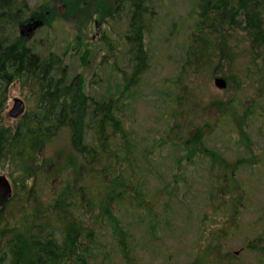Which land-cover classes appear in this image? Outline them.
I'll list each match as a JSON object with an SVG mask.
<instances>
[{
	"label": "rangeland",
	"instance_id": "374dc122",
	"mask_svg": "<svg viewBox=\"0 0 264 264\" xmlns=\"http://www.w3.org/2000/svg\"><path fill=\"white\" fill-rule=\"evenodd\" d=\"M117 1L88 0L84 4L83 0H28L27 17L41 12L44 24L31 38L23 33L22 40L42 55L55 52L64 56L71 72L69 81L77 73L84 80L85 94L107 99L103 102L112 109L108 114L117 118L122 133L108 122L107 144L94 143L96 159L85 164L83 170L82 158L76 157L72 147L69 128H61L40 154V167L31 185L33 199L16 195L8 208L15 209L20 202V209H26L13 211L16 221L21 222L32 211L29 215L36 223L46 224L41 233L54 234L55 239L59 233H67V219L78 222L81 214L87 232L91 233L89 243L81 246L73 240L63 242L68 251L60 260L64 264H213L199 259L208 247L207 253H217L222 264H264V258L248 247L257 237L264 236V57L261 49L256 51L252 47L256 37H251L253 30H247L242 19L243 13L250 10L238 6L239 12L232 13L237 19L227 20L225 31L214 35L210 49L215 55L207 57L208 66L201 64L198 72H192L190 63H199L201 57L189 56L185 51L191 45L189 36L196 25L193 13L198 11L199 3L147 0L151 6L145 12L151 24L144 44L149 67L138 82L131 85L128 79L124 88L123 75L132 72L125 34L133 7L130 4L126 8V0ZM248 1L254 14L261 12L260 0ZM203 6L200 3V11ZM204 25L207 23L201 21ZM108 45H112L110 52L106 50ZM80 46L84 49L79 50ZM216 76L227 79L226 88L215 85ZM171 80L173 87L169 86ZM27 94V88L15 80L8 89L6 110L14 97L23 98L27 108L31 106ZM217 100L233 104L229 119L212 105ZM5 122L16 123L9 117ZM96 133L99 140V131ZM185 135L202 140L195 149L189 147L193 153L180 144ZM83 143L92 145L88 139H83ZM111 146L116 147L115 155L108 154ZM125 154L133 159L130 165L134 161L133 167L139 165L137 173L132 167V183L139 180L141 184L138 176L145 168L137 158H161L160 167L165 173L177 172V163L184 167L185 177L177 190L173 192L176 184L164 187L165 198L170 197V192L173 195L168 209L132 207V193L130 200L127 193L122 199L104 196L111 192L105 180L115 182L113 176L123 170L125 178L131 173L127 159L116 160L126 157ZM220 159L223 161L215 162ZM222 165L227 176L220 174ZM154 174L156 170L149 176L150 195L145 197L150 200L156 199L155 191L165 185ZM170 183L174 184L172 179ZM79 184L81 202L67 204L73 198L68 192ZM86 199L102 202L92 206ZM5 212L11 218V212ZM102 214L106 216L104 221L99 219ZM206 231L213 238L209 240ZM76 233L72 230L69 234L75 238ZM128 252L134 258L131 262Z\"/></svg>",
	"mask_w": 264,
	"mask_h": 264
},
{
	"label": "trees",
	"instance_id": "16d2710c",
	"mask_svg": "<svg viewBox=\"0 0 264 264\" xmlns=\"http://www.w3.org/2000/svg\"><path fill=\"white\" fill-rule=\"evenodd\" d=\"M119 1L125 0L117 2ZM126 1L128 2L126 8L130 4L133 7L128 32L125 34L132 72L129 75L127 72L123 75L125 76L124 88H127L128 79L131 85L136 80L138 82L149 67L144 35L149 32V24H151V21L146 18L145 11H149L148 6H151L147 0ZM196 2L199 3L198 11L193 13V22L195 21L196 25L189 36L191 45L185 52L189 56L201 57V60L199 63H190L192 72H198L199 65H206L209 55L214 57L215 54H211L212 49H210L214 35L225 31L227 20L237 19V15L232 13L239 12L241 8L238 6L241 5L250 10L246 14L243 13L242 19L246 23L247 30H253L251 37L253 36L254 40L256 37V43L252 47L256 51L261 49L262 58L264 57V0L259 1L263 4L260 7L262 13L257 14L252 12L251 3L248 0H196ZM83 3L87 4L88 0H83ZM200 3L205 4L201 11ZM29 10L28 0H0V172L5 170L13 184V195L0 210V264H64L65 261H60L64 254L68 253L64 243L73 240L79 244L76 237L78 232L75 238L69 234L75 228L69 226L66 229L67 233H59L58 238L55 239L54 234L41 233L46 224L36 223V220L29 215L32 211L27 213L28 215H25L21 222L16 221L13 211L26 209L24 207L20 209V202L17 206L15 205V209L8 208L7 205L16 195L21 198L26 196L27 200L33 199L34 188L31 185L34 184L40 167V154L44 151L47 142L52 140L61 128H69L74 145L72 147L77 152L76 157L82 158L80 165L83 166V170L85 164L96 159L93 151L96 147L94 143L98 145L108 142H105L107 133L105 125L112 122L118 128V132L121 130L122 133V129L118 127L117 118L108 114L112 109H110V104L103 102L107 99L85 94L84 80L77 73L69 81L71 72L64 56L55 52L42 55L22 40L18 26L27 21ZM98 17L103 18L101 15ZM201 21H205L207 25L201 26ZM250 21L252 24H249ZM111 47L112 45L106 46V50L110 52ZM83 49L80 46L79 50ZM256 51L255 53L258 54ZM218 59L223 60L222 57ZM15 80L27 88V99L32 105L14 119L15 124H8L5 122V119L9 117L6 110L8 89ZM173 82L174 80H171L169 86L173 87ZM118 87L120 88V85ZM110 97L109 100H112L113 96ZM212 105L217 111L224 113L227 119H229L228 115L233 113L231 109L233 104L229 101L217 100L213 101ZM194 128L199 129L197 126ZM96 129L99 131V140ZM198 138L189 139L185 135L182 142L201 143L202 140ZM83 139L91 140V147L83 143ZM185 146L188 148L187 145ZM115 150L116 147L111 146L108 154L115 155ZM188 150L191 151L189 148ZM101 153H103L102 148ZM125 156L122 159L116 158V160L123 162V159H127L128 166H130L131 157L129 154ZM79 171L81 172V169ZM125 174L124 170L121 174H115L112 178L115 182L105 180L104 183L108 184L111 191L106 192L105 197L116 195L122 199L126 196L128 177L125 178ZM75 192L77 191L69 193L74 194ZM4 211L11 212V218H8ZM106 212L112 215L110 211ZM4 216L6 217L3 219ZM105 218L104 214L99 216L101 221ZM254 242V244L250 243V248L253 250L263 248L264 236L258 237ZM72 254L77 253L73 251ZM206 255V253H201L200 261L202 259L206 261Z\"/></svg>",
	"mask_w": 264,
	"mask_h": 264
},
{
	"label": "flooded vegetation",
	"instance_id": "af4514ba",
	"mask_svg": "<svg viewBox=\"0 0 264 264\" xmlns=\"http://www.w3.org/2000/svg\"><path fill=\"white\" fill-rule=\"evenodd\" d=\"M41 12H37V14L38 15H41L40 14ZM180 112V111H179ZM197 112V110H195L194 111V114ZM190 114V113H189ZM191 122H193V121H191ZM208 137V136H207ZM207 137H205V138H207ZM188 138H189V136H188ZM204 137H203V140L205 139ZM196 143L198 144V145H196ZM193 142V141H185V142H181L180 144H181V146H182V148H187L185 145H187L188 146V148L190 147V148H194L195 149V146L197 147V146H200L201 145V143L200 142ZM189 148V149H190ZM191 152V151H190ZM194 152V151H193ZM192 152V153H193ZM131 160H133L132 158H131ZM136 161H138V164H141V162H143V165H145V168H144V172H143V169H142V174L140 175V176H138V178H140V181H141V184H140V182H139V180H134V183H132L131 181H132V167L133 166H131L130 165V162H129V165L130 166H128V169H129V171L131 172L130 174H128V187H130V189H128V191H126V193L128 194V200H130L131 198L129 197V193H132V195L134 196V199H135V201H130V203L132 204L131 206L132 207H136V205L137 206H141V210H145V209H148V208H151V209H153V208H156V210L158 211V210H162V209H168L169 208V205H170V203H171V199H172V197H173V195L171 194L172 192H170L168 195H170V197L168 196L167 198H165V195L167 194L166 193V190L164 189V187L166 186V188H169V187H173V185H175L176 184V187L174 188V190H173V192L174 191H176L177 190V188H178V184L184 179V174H185V170H184V167H180L179 166V163H177L176 165H177V168L176 169H178V171L177 172H175V173H173V172H167V173H165V172H163L164 171V169L163 168H161L160 167V165L162 164V159L161 158H159V159H157V158H149V157H147V156H145L144 158L142 157V158H137L136 159ZM141 161V162H140ZM220 161H223V159H220L219 161H215V162H217V163H219ZM243 161H239L238 163L239 164H241ZM133 165H136V163H135V161L133 162ZM155 165H157L158 167H154ZM137 168H139V165L138 166H136ZM136 167H133V170H134V172L135 173H137V168ZM153 168V171L154 170H156L157 171V174H158V176H159V178H160V180L165 184V185H163L162 186V189H160V190H157V191H155V193H154V198H156V199H154V200H150L149 198H145V197H147L148 195H150V193H149V186H148V181H149V176H150V174L153 172V171H150V169H152ZM221 168L223 169V170H220V174H221V176H227L228 175V172L225 170L226 169V167H224L223 165L221 166ZM189 170V169H188ZM157 174H154V177L156 176L157 177ZM215 176H218L219 174H214ZM170 179H172L173 180V182H174V184L173 183H170ZM187 179V181H189V179L188 178H186ZM77 192H75L74 194H72V195H74V197L75 198H71V200H69V201H66L67 203H69L70 201H72V202H77V203H79V202H81L80 200H79V196H78V185H77V188L75 189ZM126 190V189H125ZM70 191H74L73 189H71ZM223 191V190H222ZM226 191V190H225ZM62 195H63V191H62V193H61ZM70 193L68 192V195H69ZM225 194H227V191L225 192ZM127 197V196H126ZM224 197V196H223ZM83 198V197H82ZM78 199V200H77ZM143 199L145 200V202H143ZM77 200V201H76ZM86 201L90 204V205H99L101 202H102V199H101V201H92V200H88V199H86ZM150 201H151V203H150ZM150 203V204H149ZM149 204V205H148ZM110 215V214H109ZM77 219H78V222H73V221H67V223H66V226H67V229H68V227L69 226H71L72 228H75L74 230H77V232H78V234H77V239H78V242H79V244H81V246H83L84 244H86V243H89L88 241H87V238H88V236H90V232H87V227L84 225V222H83V220L81 219V214H80V218H78L77 217ZM160 222V219L159 220H157L156 221V223L158 224ZM72 224V225H71ZM205 234L207 235V237H209V240L211 239V238H213L212 237V233L211 232H208V231H206L205 232ZM214 236H215V234H214ZM85 237V238H84ZM260 237V236H259ZM81 238H84V239H81ZM258 238V237H257ZM256 238V239H257ZM255 239V240H256ZM96 240L97 239H95V237H94V240H93V242L95 243L96 242ZM225 242V241H224ZM225 243H227V242H225ZM225 246V245H224ZM222 247H223V244H222ZM249 247V246H248ZM210 247H208V248H206L205 249V253L207 254L206 255V261H212V263L213 264H222V261H223V259H221V258H218V254L217 253H214V254H212L213 252H210V253H207V250L209 249ZM250 248V247H249ZM214 251H217V249L216 248H212ZM236 254L238 253V250H235L234 251ZM229 253H228V251H226V255H228ZM256 254H258V256L261 258H264V245H263V248H258V252L256 253ZM219 255L221 256V253H219ZM230 255V254H229ZM222 257V256H221ZM224 258V257H223ZM193 260H194V258H193ZM262 260V259H261ZM215 261H217V262H220V263H214ZM263 263H264V261H263ZM173 264H180V262H177V261H174L173 262Z\"/></svg>",
	"mask_w": 264,
	"mask_h": 264
},
{
	"label": "water",
	"instance_id": "95a60500",
	"mask_svg": "<svg viewBox=\"0 0 264 264\" xmlns=\"http://www.w3.org/2000/svg\"><path fill=\"white\" fill-rule=\"evenodd\" d=\"M32 22H28L25 25L21 24V33L26 32L30 37L32 33L42 25L43 21L40 19H33L30 17ZM214 83L219 88H224L226 86V80L217 76L214 79ZM25 110V102L21 97H14L13 104L8 110V115L12 118H17L20 116ZM12 196V183L9 180L8 176L4 173H0V209L4 206V204L9 200Z\"/></svg>",
	"mask_w": 264,
	"mask_h": 264
},
{
	"label": "bare ground",
	"instance_id": "6f19581e",
	"mask_svg": "<svg viewBox=\"0 0 264 264\" xmlns=\"http://www.w3.org/2000/svg\"><path fill=\"white\" fill-rule=\"evenodd\" d=\"M5 204H6V203H5ZM5 204H4V205H5ZM2 208H3V207H2ZM2 208H1V209H2ZM1 209H0V210H1Z\"/></svg>",
	"mask_w": 264,
	"mask_h": 264
}]
</instances>
